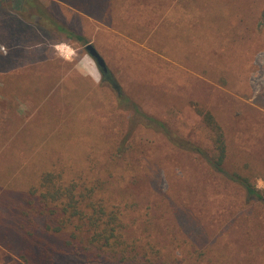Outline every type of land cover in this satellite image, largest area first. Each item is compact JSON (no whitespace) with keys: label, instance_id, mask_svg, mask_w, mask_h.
Masks as SVG:
<instances>
[{"label":"rangeland","instance_id":"1","mask_svg":"<svg viewBox=\"0 0 264 264\" xmlns=\"http://www.w3.org/2000/svg\"><path fill=\"white\" fill-rule=\"evenodd\" d=\"M38 1L85 41L83 45L65 36L49 38L23 20L22 14L29 18L27 10L17 14L24 0H0V185H29L38 167L66 165L71 173L107 181L118 200L134 204L135 214H147L158 224L168 245L176 238L178 260H191L182 253L195 250L205 251L207 257L196 264H264L261 202L215 178L196 152L173 148L168 136L148 126L143 116L159 121L184 143L208 150L210 132L196 112L204 108L231 139L233 158L239 163L229 161L227 168L258 164L264 176V0H124L121 10L109 18L78 8L75 0ZM88 43L105 61L107 77L84 50ZM51 56L85 79L90 84L87 94L96 99H84L89 109L81 112L87 119L75 131L85 149L98 146L82 163L59 154L48 157V164L36 162V151L25 153L14 139L22 120L29 121L38 109L32 99L10 96L8 77L30 60ZM48 85L44 77L31 76L18 82L15 91L42 98ZM83 93L74 90L70 101ZM119 97L129 99L124 108ZM48 125L44 122L36 131L39 140L49 132ZM125 134L129 144L115 156ZM73 148V141L62 145L66 153ZM258 175L252 182L264 191V177ZM0 264L17 263L0 247ZM55 264L105 263L59 255Z\"/></svg>","mask_w":264,"mask_h":264},{"label":"trees","instance_id":"2","mask_svg":"<svg viewBox=\"0 0 264 264\" xmlns=\"http://www.w3.org/2000/svg\"><path fill=\"white\" fill-rule=\"evenodd\" d=\"M75 1L80 4L78 8L100 12L108 18L116 15L124 2V0ZM18 7L19 10L14 8L13 10H18V15L23 8L27 10L29 18L22 14L23 20L31 21L45 36L49 38L65 36L69 42L75 40L84 45L83 36L58 22L51 11L38 0H24V4H19ZM26 53L27 56L37 55L35 52ZM60 62L65 63L52 56L42 61L30 60L21 68V72L8 77L5 84L12 98H23L28 101L32 99L31 103L38 109L29 121L22 120L24 124L17 128L14 139L17 141L18 149L24 152L36 151L33 156L36 162L41 161L42 164H48L47 158L57 154L62 159L66 158V161L73 158L77 164L82 163L88 152L98 148L94 144L89 150L85 149L84 142L76 138L79 136L75 132L87 119L81 112L89 109L84 99L89 96L93 98V102L96 101L95 96L87 94L90 92L87 85L90 84L67 70L65 68L67 62L64 66ZM39 75L49 81L42 98L19 95L18 90L15 91L18 82L21 80L26 82L28 77ZM76 89L83 90V96L71 98L70 101V93ZM92 94L97 95L95 91ZM127 100L129 99L119 97L117 102L124 108L128 104ZM52 105L55 108H52ZM196 112L210 132L211 146L208 150L184 143L159 121L143 116L148 126L152 124L168 136L173 148L196 152L199 160L209 167L215 178L228 186L238 187L247 197L261 202L264 206V191L257 189L252 182V177L257 173L260 174L258 176L264 177L257 170L258 164L253 167L251 163H245L237 170L230 171L227 168L229 161L239 162L233 158L227 129L219 124L210 111L198 108ZM45 114L51 118H46ZM80 114L83 120L76 119ZM64 118L68 119L67 123L63 122ZM44 122L49 124L46 128L49 132L39 140L36 131L43 127ZM49 139L51 143H48ZM128 140L125 134L118 142L115 156L123 152L129 144ZM72 141L74 148L66 153L62 145L68 147ZM48 146L51 147L44 149ZM261 165L264 166V162H261ZM38 168L39 173L31 177L29 185L14 183L0 185V247L9 253L17 264H55V258L59 255H82L89 261L105 264H196L197 261L207 258L205 251L195 250H193L195 254L182 253L192 256L191 260H178L174 257V251L180 248L178 247L180 242L173 237L168 245L164 241L166 234L162 235L163 231L158 228V224L149 221L147 214H135V205L118 200L106 186L107 181L102 178L74 170L71 173L66 165L61 168L56 165H52L51 168ZM135 232L141 233L136 235Z\"/></svg>","mask_w":264,"mask_h":264},{"label":"water","instance_id":"3","mask_svg":"<svg viewBox=\"0 0 264 264\" xmlns=\"http://www.w3.org/2000/svg\"><path fill=\"white\" fill-rule=\"evenodd\" d=\"M84 50L86 51V53L94 61V63L96 65L99 73L101 74V76L104 77V75H106V73H108V69H107V66H106L105 61L100 56V54L97 52V50L95 49V47L91 43H88V44H86L84 46Z\"/></svg>","mask_w":264,"mask_h":264},{"label":"flooded vegetation","instance_id":"4","mask_svg":"<svg viewBox=\"0 0 264 264\" xmlns=\"http://www.w3.org/2000/svg\"><path fill=\"white\" fill-rule=\"evenodd\" d=\"M104 77H107V73H106V75H104Z\"/></svg>","mask_w":264,"mask_h":264}]
</instances>
